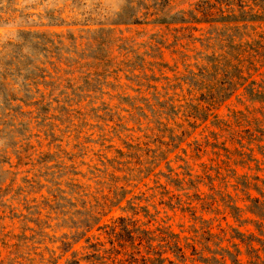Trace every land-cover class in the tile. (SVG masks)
<instances>
[{"label": "rangeland", "instance_id": "obj_1", "mask_svg": "<svg viewBox=\"0 0 264 264\" xmlns=\"http://www.w3.org/2000/svg\"><path fill=\"white\" fill-rule=\"evenodd\" d=\"M235 3L0 0V264H68L114 184L186 264L264 261V21Z\"/></svg>", "mask_w": 264, "mask_h": 264}, {"label": "trees", "instance_id": "obj_2", "mask_svg": "<svg viewBox=\"0 0 264 264\" xmlns=\"http://www.w3.org/2000/svg\"><path fill=\"white\" fill-rule=\"evenodd\" d=\"M235 2V6L238 7L237 13L228 11L230 14L221 18L264 21V0H235ZM230 4H234V1ZM131 187L136 188V185H111L108 192L101 196V201L96 200L91 210L83 212L82 230L78 233L77 239L67 243L69 246L67 250L81 240L85 245L81 247L82 252L71 253L72 259L68 264H186L188 257L180 244V235L170 230L168 226H161L155 216L139 204H133L131 198L126 199L131 192L127 188ZM260 194L264 197V193L260 192ZM123 201L127 206L122 207V210L130 212V215L119 216L104 223L103 218L107 213L112 208L119 207ZM250 208L254 215L264 217L263 201L258 198L251 199ZM155 223L158 225L154 226ZM261 227L257 228L260 236ZM93 230L104 234L105 241H101L95 235H89ZM254 238L260 242L257 237ZM253 251L258 252V250ZM228 256L231 264H241L231 253H228ZM256 257L259 258L258 254ZM210 260L216 261L214 257L202 258L204 264H209ZM260 264H264V261Z\"/></svg>", "mask_w": 264, "mask_h": 264}]
</instances>
